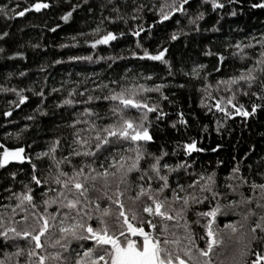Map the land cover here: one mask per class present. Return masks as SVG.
I'll return each instance as SVG.
<instances>
[{
    "label": "trees",
    "instance_id": "trees-1",
    "mask_svg": "<svg viewBox=\"0 0 264 264\" xmlns=\"http://www.w3.org/2000/svg\"><path fill=\"white\" fill-rule=\"evenodd\" d=\"M35 2L37 0H0V7L10 9L7 15L11 17L9 19L0 15V34L7 33L0 38V49H2L0 51V89L17 91L25 89L22 94L27 97L20 107H16V104H19V98L15 92L0 90V143L8 148L24 147V155L33 157L32 162L37 165L34 173L28 161L19 165L8 163L0 167V218L7 222L11 217L13 221H16L15 227L19 230L33 223L32 216L28 213L48 215L44 212L42 201L55 195L50 191L51 188L59 191L58 186L51 183L56 169L50 158L38 161L34 159L35 154L45 149L54 137L59 138L60 146L54 153L55 160L61 162L63 171L71 174L72 169L68 163L62 162V158L68 155L73 131L85 129L88 125L78 123L72 128L67 125L73 119L80 121L95 119V117L79 115L86 106L84 104L60 108L55 105L67 96L69 89H77L76 95L72 97L74 101L87 100L89 94L102 95L99 90L92 91L94 84L113 79L119 83L121 75L127 78L125 83H139L146 88H152L157 84L164 85L160 92L167 99H161L160 93L157 92L141 94V98L146 99L150 107L158 105L157 111L164 113L163 118L157 116L156 112L148 113L144 125L149 128L153 139L143 143L146 153L159 156L163 150L165 155L161 157V161L175 169L174 172L168 173L171 187L174 188L177 182L181 185L189 184L200 175L207 179V173L214 172L213 190L222 194L219 203L226 204L227 201L223 196L225 193L230 199H239L238 195L229 193L227 187L229 184L239 183L234 178L228 179L231 169L235 166L240 171L233 175L245 181L240 190L245 195H254L249 185L252 182L264 183V179L257 174L264 170V93H260L258 87H253L245 95L241 85L242 91L235 94V107L242 104L245 110L251 113L252 104L257 105L255 113L244 118L233 115L235 107L227 103V97L232 94L227 90L229 86L217 85L216 81L238 75L242 69L247 70L249 65L256 67L255 62L260 46L255 44V40H259L260 35L264 34V8H253L251 5L260 3L261 0H232L231 3L229 0H218L224 4V7L216 10H212L209 4L202 3L201 0H188L183 13H174L167 21L159 23H157L159 17L155 9L159 8L161 0H111V2L109 0H42L49 4L48 8L39 12L30 9L23 16L15 15L18 11L30 8V5ZM166 2L171 3L172 0H166ZM176 2L179 3V0ZM73 5L78 7L73 8ZM133 8L138 10L133 12ZM68 11H71L72 15L67 22L62 21L60 17ZM198 12L204 14L203 19L189 24V17L195 18ZM149 25L152 27L149 28ZM97 26H100L102 30L93 35L91 29ZM139 27H143L144 32L139 36H132L131 32L139 31ZM107 31L117 35V39L108 45H98L96 49H93L86 42L98 38ZM121 32L124 35H119ZM174 32L177 33V38L169 40L170 34ZM78 33L86 35L80 36L77 35ZM250 36L255 38L254 47L243 48L233 55L236 50L230 45L235 44L236 41L247 44ZM137 42L152 53L158 50V45L165 48V59L168 65L133 58L130 55L132 51L137 52L138 55L142 54L141 49L135 47ZM33 45L36 47H32ZM60 45H68V47H60ZM205 51L219 54L224 59L219 60L217 55H204ZM14 53H23V57L14 56ZM89 55L92 56L91 61L68 59L69 56ZM97 56L110 57V59L96 60ZM9 57L12 58L9 59ZM120 57L124 58L120 59ZM56 60H60L61 63H53ZM198 64L204 67L196 68ZM41 68L43 71H40ZM193 69L197 73L195 77L192 74ZM21 72L24 73L23 76L19 75ZM259 74L260 69L257 68L256 75L259 76ZM143 76H151V79H142ZM133 77L136 79L133 80ZM205 83L208 84L207 89L204 88ZM29 88L32 91H27ZM52 88H58L60 91L51 93ZM85 88L89 91L81 97L79 92ZM251 91H256L258 95L252 96ZM34 92H41L42 95L36 96ZM217 101H220L225 111L229 113L227 117L223 112L216 111ZM110 103V101L101 100L89 106L94 112L103 115ZM38 104L39 109H37ZM41 109L46 113L45 115L40 114ZM4 112H9L10 115L4 116ZM128 115L137 117L139 113L132 110ZM181 115L185 121L184 124L179 123ZM29 116L34 119L26 120L25 117ZM96 122L100 123V121ZM173 124L174 127L170 126ZM24 125L28 126L27 129ZM80 135L83 137L87 133L81 131ZM192 140H195L203 151L185 155L183 144ZM217 145L220 147L215 152L211 151ZM73 147L77 146L73 144ZM109 154L112 153L110 151L102 153L96 158L93 167L98 169L100 160L105 159ZM125 155H134V153H125ZM116 158L118 159V155ZM92 161L91 157H72L69 163L79 169L81 162L92 163ZM150 162V159H145L143 168H146ZM177 164L181 165L180 168H176ZM49 168H51L50 172ZM84 171L87 173V168ZM160 171L162 174L166 172L163 167ZM12 173L15 175H11ZM32 174L42 181L47 175V182L38 186L34 185L31 182ZM138 175L140 173L130 174V179L135 181ZM147 180L148 176H145L139 183L145 184ZM199 183L201 182L198 180L195 187L197 192ZM25 184L35 193L36 208L25 205L27 211L20 212L14 207L17 203L14 194L25 191ZM159 184V181L152 179L153 187H159ZM114 190L115 185H110L109 195H113ZM135 191L133 187L132 191L121 197L126 209L130 204L128 196H134ZM192 191L193 189L185 188V192L179 194L184 195ZM41 192H46V195L41 197ZM90 195L99 196L100 194L90 190ZM104 203L108 201L102 200L101 204ZM216 203L217 201L209 196L204 203L192 205L186 217L180 220V224L184 223L185 218L194 221L196 211L207 210L209 205L214 207ZM5 205L7 207H4ZM180 206L182 202L175 205V207ZM55 207L50 205L48 212H54ZM86 207L92 209L93 216L97 214L95 205ZM246 207L234 206V210L245 211ZM14 211L15 215H13ZM110 211L114 219L118 209L115 205H110ZM223 211L227 214L218 217L219 226L239 219L232 215V210L225 208ZM21 216L27 219L22 221ZM153 222L158 226L160 220L154 218ZM49 223L55 222L49 221ZM164 223L169 226L170 233L176 231L183 236L182 228H171L174 221ZM190 227L195 233L193 238L196 239L197 245L203 247L204 241L199 239V236L203 235V229L195 224H191ZM49 231L52 233V239L59 234L58 230L50 229ZM156 231H159V227ZM46 239L48 244H51V239L41 237L42 242ZM28 240L29 238H16L13 243L22 249V254L19 257L6 256L5 253H14L15 247L13 243H6L0 237V259L5 260L6 264H29L27 249L34 247V244L29 245ZM76 247L79 248L80 245ZM257 250L254 244L252 251ZM52 251H59L58 246L48 247L46 244L45 253ZM250 259H254V256Z\"/></svg>",
    "mask_w": 264,
    "mask_h": 264
},
{
    "label": "snow or ice",
    "instance_id": "snow-or-ice-1",
    "mask_svg": "<svg viewBox=\"0 0 264 264\" xmlns=\"http://www.w3.org/2000/svg\"><path fill=\"white\" fill-rule=\"evenodd\" d=\"M201 2L209 4L212 10L224 7V4L218 2V0H201ZM231 2L232 0H229V3ZM187 4L188 0H179V3L176 0H172L171 3L161 0L159 8L155 9L159 17L157 23L167 21L174 13H183L185 11L184 6ZM251 6L253 8H264V0H261L260 3H253ZM48 7L49 4L47 2L37 0V2L30 5V8L18 11L15 15L23 16L30 9L39 12L41 9ZM75 7H78V5H73V8ZM137 10L133 8V12ZM148 10L152 11L153 9ZM8 11L10 9L0 7V15L10 19L11 17L7 15ZM71 15V11L65 12L60 19L67 22ZM203 15V13L198 12L195 18L189 17L188 23L198 22L203 19ZM151 27L149 25V28ZM101 30V27L97 26L91 29V33L95 35ZM49 31H54V29H49ZM142 32H144V28L139 27V31H132L131 35L136 37ZM6 35V32L0 34V38ZM77 35L84 36L86 34L78 33ZM119 35L122 36L124 33L121 32ZM176 38L177 33L175 32L169 36V40H175ZM116 39V34L112 31H107L105 34L99 35L98 38L86 42L90 44L91 48L96 49L98 45H108ZM254 40L255 38L250 36L247 44L236 41L235 44L230 45L236 50L233 55H236L243 48H253ZM255 44L260 46L255 62L256 67L249 65L247 70L242 69L238 75L216 81L217 85L225 84L229 86L227 90L232 94L227 97V103L230 106L235 107V94L242 91L241 85L245 95L253 87H258L259 92L264 93V34L260 35L259 40H255ZM71 46L75 47V45ZM32 47H36V45ZM60 47H68V45H60ZM135 47L140 48L142 54L138 55L137 52L132 51L130 55L133 58L147 59L168 65V61L165 59L166 49L160 45L157 46L158 50L155 53L143 48L140 42H137ZM203 54L217 55L219 60L224 59L223 56L208 51ZM13 55L23 57V53H14ZM11 58L9 57V59ZM123 58L120 57V59ZM68 59L70 61H91L92 56H69ZM100 59H110V57H96V60ZM53 63H61V61L56 60ZM203 67L204 65L202 64L196 65V68ZM257 68L260 69L259 76L256 75ZM40 71H43V68ZM192 74L193 77L197 75L195 69H193ZM19 75L23 76L24 73L21 72ZM184 75L187 76L188 73H184ZM205 75L207 76V73ZM141 78L149 80L151 76H143ZM132 79L135 80L136 78L133 77ZM126 80L127 78L121 75L119 83L113 79L108 82L101 81L94 84L92 91L99 90L102 95L93 96L89 94L87 100L74 101L72 99L76 95L77 89H69L67 96L59 100L55 105L57 108L62 106L70 107L73 104L86 105L79 115L95 117V119L91 121L73 119L67 125L69 128L74 127L78 123L88 125L85 129L73 131L72 143L68 146V155L62 158V162L68 163L72 169L71 174L63 171L61 162L55 160L54 153L60 146L59 138L54 137L45 149L35 154V160L42 161L44 158H50L53 162L56 174L52 176L51 183L57 185L59 191L56 188H51L50 191L54 192L55 195L42 201L44 212L48 213V215L35 212L28 213V215L32 216L33 223L26 225L23 229L18 230L15 227L16 221H13L11 217L8 218L7 222L0 218V237L6 243H13L16 238H29V245L34 244V247L27 249L29 264H264V183L252 182L249 188L254 195H245L240 190L245 181L240 179L239 176L233 175L240 171L234 166L228 179L234 178L239 183L229 184L227 187L229 193L238 195L239 199H230L228 194L225 193L223 196L227 201L226 204L219 203L222 194L213 190V185L215 184L214 172L207 173V179L200 175L197 179L191 180L189 184L181 185L177 182L174 188L171 187L168 173L174 172L175 169L161 161V157L165 155L163 150H161L159 156L146 153L143 143L150 142L153 139L149 128L144 125L148 113L156 112L157 116L161 118H163L164 113L157 111L158 105L150 107L147 100L141 98V94L157 92L160 93L161 99H167L160 92L164 85L157 84L152 88H146L139 83H125ZM257 81H259L258 84ZM204 88H208L207 83H205ZM0 90L15 92L19 98V104H16V107H20L27 99L22 94L25 89H20L19 91L15 89ZM27 91H32V89L29 88ZM59 91L60 89L58 88L51 89V93ZM88 91L85 88L79 92V95L83 97ZM33 94L36 96L42 95L41 92H34ZM251 95L257 96L258 93L251 91ZM101 100L111 102L103 115L99 112H94L92 107L89 106L91 103ZM9 103L12 102L9 101ZM39 108L40 105L38 104L37 109ZM256 108L257 105L252 104L250 113L241 104L235 107L233 115L247 118L255 113ZM215 109L217 112H223L226 117L229 115L220 101L216 102ZM132 110L138 112L139 115L137 117L128 115ZM40 114L45 115L46 113L41 109ZM9 115V112H4V116ZM178 115L180 114L178 113ZM25 119L32 120L34 117L29 116L25 117ZM105 120L108 122L105 123ZM96 121H100V123L97 124ZM179 123H185L182 115ZM170 126L174 127L175 125ZM27 127V125H24L25 129ZM81 131L87 133V135L82 137L80 135ZM73 144L77 147H73ZM218 147L220 146L217 145L211 151L215 152ZM0 150H2L0 151V167L5 166L9 161H28L33 173L35 172L37 165L32 162L33 157L24 155V147L8 148L0 143ZM105 151H110L112 154L100 160L98 169L94 168L93 164L96 163V158ZM183 151L185 155H189L193 152L203 151V149L197 145L195 140H192L183 144ZM125 153H134V155H125ZM117 155L118 159L116 158ZM72 157H91L93 161L92 163L81 162L79 169H77L73 164L69 163ZM145 159H150L151 162L148 163L146 168H143ZM105 164L107 165L106 167ZM180 166V164H177L176 168H180ZM161 167L166 170L164 174L160 171ZM85 168H87V173L84 171ZM141 168H143L142 172ZM50 171L51 168H49ZM134 173H140V175L136 176L135 181H132L130 174ZM257 174L264 179V170ZM11 175L14 176L15 174L12 173ZM145 176H148V180L145 182L146 186L139 183V181L144 180ZM153 178L160 182L159 187H153ZM47 179V175H45L44 181L35 174L31 175V182L37 186L47 182ZM198 180L201 183L198 185L199 191L197 192L195 187L198 184ZM97 184H99V187H97ZM112 184L115 185V190L113 195H109V187ZM133 187L136 189L135 195L128 196L130 204L126 209L121 197L125 193L132 191ZM24 188L25 191L14 194L17 201L14 207L20 212L27 211L24 207L25 205L33 209L36 208L33 189L27 184L24 185ZM185 188L193 189V191L180 195L179 193L185 192ZM90 190L100 195L92 196L90 195ZM40 195L43 197L46 192H41ZM209 196L217 201L214 207L209 205L207 210L196 211L194 213L196 217L194 221H189L185 218L184 223L180 224V220L186 217L192 205L204 203ZM102 200H107L108 203L102 205ZM181 202L182 206L175 207ZM50 205L56 206L54 212H48ZM87 205L96 206L97 214L95 216H93L92 209L86 207ZM110 205H115L118 209L114 219L112 218L113 213L110 211ZM234 206L247 207L245 211H235ZM4 207H7V205ZM225 208L232 210V215L239 217V219L231 220L224 223L223 226H219L218 217L227 214L223 211ZM13 215H15V211ZM154 218H159L160 223L158 226L153 222ZM20 219L24 221L27 217L21 216ZM49 221H54L55 223H49ZM165 221H174L175 223L171 225V228H182L183 236L176 231L170 233L169 226L164 223ZM191 224L198 225L203 229V235L199 236V239L204 241L203 247H199L196 239L193 238L195 233L190 227ZM157 227H159L158 232L156 231ZM50 229L58 230L59 234L55 239H52ZM170 236L171 238H169ZM41 237L51 239V244H48L47 239L42 242ZM46 244L48 247L58 246L59 251L45 253ZM254 244L257 246V251H252ZM76 245H80V247L77 248ZM13 246L15 247V252L11 254L5 253V255L19 257L22 254V249L16 247L14 243ZM252 256H254V259H250ZM0 264H6L5 260L0 259Z\"/></svg>",
    "mask_w": 264,
    "mask_h": 264
},
{
    "label": "water",
    "instance_id": "water-1",
    "mask_svg": "<svg viewBox=\"0 0 264 264\" xmlns=\"http://www.w3.org/2000/svg\"><path fill=\"white\" fill-rule=\"evenodd\" d=\"M42 10V9H41ZM27 161H23V162H18V161H9V163L11 164H23V163H26Z\"/></svg>",
    "mask_w": 264,
    "mask_h": 264
}]
</instances>
